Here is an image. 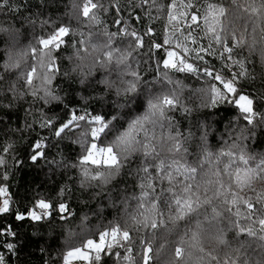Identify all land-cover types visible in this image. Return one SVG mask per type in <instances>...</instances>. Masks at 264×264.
<instances>
[{
	"label": "trees",
	"instance_id": "trees-1",
	"mask_svg": "<svg viewBox=\"0 0 264 264\" xmlns=\"http://www.w3.org/2000/svg\"><path fill=\"white\" fill-rule=\"evenodd\" d=\"M90 2L85 16L86 0H0V187L11 209L0 215L3 264H65L74 249L89 253L78 264H144L148 244L149 264H175L181 240L191 264H264V0ZM209 10L219 33L206 30ZM184 11L187 21L194 12L200 20L181 38L187 53L167 41L171 18ZM61 27L68 29L61 43L41 44ZM188 65L197 70H180ZM206 69L237 77L251 111ZM74 113L103 117V131L93 137L96 125L74 124ZM39 140L46 148L37 160ZM92 143L111 147L112 161L83 159ZM193 168L199 203L176 219ZM40 199L51 202V217L16 219Z\"/></svg>",
	"mask_w": 264,
	"mask_h": 264
},
{
	"label": "snow or ice",
	"instance_id": "snow-or-ice-1",
	"mask_svg": "<svg viewBox=\"0 0 264 264\" xmlns=\"http://www.w3.org/2000/svg\"><path fill=\"white\" fill-rule=\"evenodd\" d=\"M4 4H7V0H3ZM90 2V0H89ZM3 5L0 4V7H2ZM89 12V8L87 5H85L84 9H83V14L85 16L88 15ZM193 17V22L194 24L198 25V16L196 14H192ZM192 24L189 25V27H191ZM68 33V29L66 28H59L58 31L55 32V34L50 38V39H45L41 41V44L45 47L50 46L51 44L55 43V44H59L62 42V37H64L65 35H67ZM148 34H151V29L148 30ZM136 35V34H134ZM140 44L142 45L143 43V38L141 36H137ZM154 47L156 49H160L162 46L160 44H156L154 45ZM35 51V50H33ZM225 52L228 54V57L230 58L231 56V52L232 49L230 47L225 48ZM109 58L111 57L112 53L109 52L106 54ZM169 53L166 52V57L168 58ZM167 58L164 59L165 63H167ZM181 71L184 70H188V71H196L197 69H195L192 65H188L187 69H185L183 66L180 68ZM205 75L213 77V79H215L216 81L219 82V84L221 85L222 89L224 90L223 93L226 94L227 97H236L235 99V104L237 105V107L241 110L244 111V109L241 107L240 103H239V98L246 95V94H242L238 92V89L236 88V79L237 77H235L234 75L232 76L231 79H225L221 74H214L213 71H210L208 69L205 70ZM127 91H132L134 92L136 90V86L135 84L130 83L128 88L126 89ZM220 89H214V93L216 91H219ZM224 101H228L227 98H225ZM238 102V103H237ZM166 104H172L173 101L172 100H165ZM252 103L254 104V101H252ZM149 108H155V105H149ZM254 111V109H253ZM72 121L77 122L80 120H88L91 119L92 123L94 125H96L95 127L92 128V136L93 137H98V135L103 131V127H104V119L103 117L100 116H96V117H89L85 114H80L77 115L76 113H74L71 117ZM147 119V117L145 116L144 118H139L136 121H134L132 124H130L127 128V130L122 134V136L120 137L119 140H123L125 137H128L130 135H132V133H134L137 130V125H143L144 121ZM248 123H251V120L247 121ZM54 123V121H47V125L49 127H51V125ZM44 124H41L40 127H44ZM64 131V127H61L60 129H58V132H63ZM33 151H34V156L35 159H40L43 155H44V149L46 148V144L39 140L38 143H34L33 144ZM108 151L109 153L112 152V148L108 147L107 149H105V147L99 146L97 143H92L91 144V148L88 151V155L86 157H84L83 159L88 160L90 162H97L96 161V153H103L105 151ZM115 159V158H113ZM262 167H264V165H262ZM5 179H7V176H4ZM184 179L187 182L184 187H183V196L179 199H177L175 201V206L178 209L177 213H176V219H180L182 218L186 213H190L193 208L195 207L196 204L199 203L198 197L196 195H194V193H197L200 188H201V184L198 183L196 181V169L193 168L187 172L184 173ZM7 194V189L6 187H0V195H6ZM195 202V203H194ZM252 205H250L251 207ZM37 209L40 210V212L38 213ZM52 204L51 202H46L43 199H40L39 201L36 202V207L32 208L29 210V212L27 214H20L17 213L16 215V219L17 220H25V219H31L33 221H40L42 218H49L52 215ZM11 211L10 209V201L9 199H4L2 205H0V215L2 214H7ZM58 211L60 213H64L67 211V205L66 204H61L58 205ZM149 219L148 216H145V220ZM162 223V221H161ZM262 223H264V221H262ZM159 225L156 221L155 218L152 219L151 222V227L153 229L157 228ZM116 230H114L115 232ZM201 231L200 225L197 224L196 225V231L191 233L192 236V240L193 241H197L199 239V233ZM7 232L9 235L14 236L15 233L11 231V225L7 226ZM5 233V229L0 228V235H3ZM106 235L105 233H102L101 236ZM129 234L125 233V236L127 237ZM186 241L181 240V242L179 243V245L175 248L174 250V262L175 264H180V262L182 261H188V264H191L190 259L186 256V250H185V245ZM94 244H99V243H94V241L89 240L88 241V245L92 246ZM6 247L11 250L13 249L14 245L12 244H7ZM151 252H152V248L151 245L148 244L146 249H145V260H144V264H149V260H150V256H151ZM111 254V253H108ZM0 264H3V257L0 256Z\"/></svg>",
	"mask_w": 264,
	"mask_h": 264
},
{
	"label": "rangeland",
	"instance_id": "rangeland-1",
	"mask_svg": "<svg viewBox=\"0 0 264 264\" xmlns=\"http://www.w3.org/2000/svg\"><path fill=\"white\" fill-rule=\"evenodd\" d=\"M91 4V2H89V0H86V3L85 5H89ZM191 6V5H189ZM187 12H183L182 15L184 16L183 18L181 17H178V16H173L170 20V24H171V33H169L167 35V41H172L173 40V44H175L178 49H183L182 51H184L185 53H187L189 50L186 46V49L184 48L185 46L182 45L181 43V38L183 37L182 40H188L187 35L185 32V28L186 27H189L190 24L192 25H197V24H194L193 22V17H192V14H196L195 12L191 14V20L187 21L185 19V15H186ZM197 15V14H196ZM198 16V15H197ZM208 16V20L206 21L207 23V26L205 24V27H206V30L210 33H215L216 31H218L219 33V29H218V24H219V17L212 13L211 10H209V13L208 15H206V17ZM199 18V16H198ZM199 21L198 20V24H199ZM197 27V26H196ZM168 61L170 62H174V56H170L168 58ZM239 101H240V104H241V107L244 109V110H247V111H251L252 109V101L250 98H248L246 95L242 96L239 98ZM106 149V148H105ZM96 161L97 162H105V163H110L112 161V153H109L107 150L103 153H99L97 152L96 153ZM263 190L264 191V188L263 189H259V191ZM258 191V192H259ZM4 199H8L5 195L3 197V200ZM103 246V243L102 242H99V244H94L92 245L91 247L94 248V249H100L101 247ZM3 257V255H0ZM89 259V253L85 250H82V249H74V250H71L68 254H67V257L65 259V264H78V263H81V262H84V261H88ZM3 262H4V258H3Z\"/></svg>",
	"mask_w": 264,
	"mask_h": 264
},
{
	"label": "built area",
	"instance_id": "built-area-1",
	"mask_svg": "<svg viewBox=\"0 0 264 264\" xmlns=\"http://www.w3.org/2000/svg\"><path fill=\"white\" fill-rule=\"evenodd\" d=\"M155 44H157V42H155ZM220 74V73H219ZM222 75V74H221ZM132 257V253L129 251L127 254H126V258L127 259H130Z\"/></svg>",
	"mask_w": 264,
	"mask_h": 264
}]
</instances>
